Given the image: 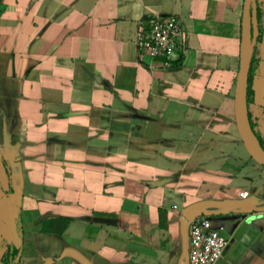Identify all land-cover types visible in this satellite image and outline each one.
<instances>
[{"label": "crops", "instance_id": "obj_1", "mask_svg": "<svg viewBox=\"0 0 264 264\" xmlns=\"http://www.w3.org/2000/svg\"><path fill=\"white\" fill-rule=\"evenodd\" d=\"M247 113L264 150V0ZM243 0H0V259L188 264L189 223L216 264H264V169L235 120ZM178 19L169 67L137 28ZM1 264V263H0Z\"/></svg>", "mask_w": 264, "mask_h": 264}, {"label": "built area", "instance_id": "obj_2", "mask_svg": "<svg viewBox=\"0 0 264 264\" xmlns=\"http://www.w3.org/2000/svg\"><path fill=\"white\" fill-rule=\"evenodd\" d=\"M185 32L178 19L157 15L137 28L139 58L161 59L169 67L184 52ZM188 264H216L227 246L219 230L208 227L207 220L197 218L189 223Z\"/></svg>", "mask_w": 264, "mask_h": 264}, {"label": "water", "instance_id": "obj_3", "mask_svg": "<svg viewBox=\"0 0 264 264\" xmlns=\"http://www.w3.org/2000/svg\"><path fill=\"white\" fill-rule=\"evenodd\" d=\"M258 35L257 1L243 0L239 74L235 92V120L244 148L253 161L264 169V150L253 136L247 113L248 74Z\"/></svg>", "mask_w": 264, "mask_h": 264}, {"label": "trees", "instance_id": "obj_4", "mask_svg": "<svg viewBox=\"0 0 264 264\" xmlns=\"http://www.w3.org/2000/svg\"><path fill=\"white\" fill-rule=\"evenodd\" d=\"M257 18L259 19V10L257 8ZM258 38H257V43L260 40V30L258 28ZM253 70H254V58L251 60L250 64V69H249V74H248V87H247V104L250 101V98L252 97V75H253ZM248 120H249V125L251 130L254 128V123L251 120V116L248 113ZM257 142L259 146L261 147V141L260 139L257 138ZM18 253L19 249L14 248V246L9 245L7 247V250L5 253L1 256L0 263L1 264H18Z\"/></svg>", "mask_w": 264, "mask_h": 264}]
</instances>
